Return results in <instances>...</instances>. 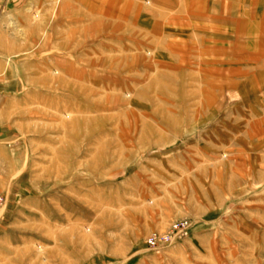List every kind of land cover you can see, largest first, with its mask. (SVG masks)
I'll list each match as a JSON object with an SVG mask.
<instances>
[{"label":"rangeland","instance_id":"1","mask_svg":"<svg viewBox=\"0 0 264 264\" xmlns=\"http://www.w3.org/2000/svg\"><path fill=\"white\" fill-rule=\"evenodd\" d=\"M107 1L0 0V264H264V0Z\"/></svg>","mask_w":264,"mask_h":264},{"label":"crops","instance_id":"2","mask_svg":"<svg viewBox=\"0 0 264 264\" xmlns=\"http://www.w3.org/2000/svg\"><path fill=\"white\" fill-rule=\"evenodd\" d=\"M12 3H19L20 4H26L31 6L32 11L36 12V17L43 18L42 16H47L48 18H55L59 20H86L89 23L87 24L88 28H90L91 25H99L104 26L105 23L102 22V24L98 21L104 20L106 21L109 16H107L108 11L106 8L108 6L112 7V11H115L116 14H120L121 12L116 10L115 3L113 4L111 1L107 0H9ZM51 1H54L56 4L59 3L58 9L59 11L54 12L53 10H48V5ZM254 0L249 1V5L255 4L253 2ZM238 5V4H237ZM237 5H232L230 7V10L233 11L237 8ZM256 11L260 8L255 7ZM229 12V11H228ZM123 14V12L121 13ZM18 15H20L23 19L27 20L25 26H30L29 20L30 15L28 14V9H25L24 11L20 12ZM251 16V15H249ZM254 17H249V19H245L247 22L255 20L253 26H248L246 30V34H252L253 32L258 33L259 35L263 34L264 30V24L261 23V20L264 19V13L257 14L256 12L253 15ZM122 18V16H120ZM124 18V16H123ZM113 19H116L113 17ZM93 21V23H91ZM96 22V23H95ZM59 30V29H58ZM58 34V33H57ZM68 34H71L68 32ZM74 34V33H72ZM84 35H90V31L83 34ZM31 43L26 40L24 47H20V51H26L29 49ZM259 47H263V44H250L249 48L252 51H257ZM7 48L4 49L6 51ZM257 60V59H256ZM63 65V64H62ZM66 67H70L69 64H64ZM231 174H234L235 169L230 171ZM7 192V191H6Z\"/></svg>","mask_w":264,"mask_h":264},{"label":"built area","instance_id":"3","mask_svg":"<svg viewBox=\"0 0 264 264\" xmlns=\"http://www.w3.org/2000/svg\"><path fill=\"white\" fill-rule=\"evenodd\" d=\"M3 205V198L0 196V208ZM181 227V224L180 226ZM177 232V227L174 225L172 227V230L169 231V233L167 234H163V235H157V234H152L151 236H149L146 240V244H148L147 246L152 249V250H157L161 247H165L168 246L171 242V235Z\"/></svg>","mask_w":264,"mask_h":264}]
</instances>
